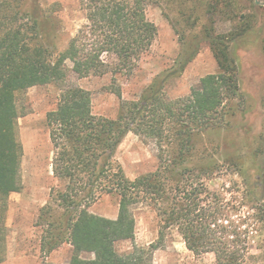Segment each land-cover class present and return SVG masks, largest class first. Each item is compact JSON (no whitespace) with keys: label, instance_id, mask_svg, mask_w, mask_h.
Instances as JSON below:
<instances>
[{"label":"trees","instance_id":"16d2710c","mask_svg":"<svg viewBox=\"0 0 264 264\" xmlns=\"http://www.w3.org/2000/svg\"><path fill=\"white\" fill-rule=\"evenodd\" d=\"M233 1L226 0L227 12L237 17L241 7ZM148 2L83 0L86 22L64 50L54 51L47 44L37 7H26L21 0H0V263L7 256L8 198L22 188L18 119L23 111L18 98L30 87L51 83L60 86L61 94L57 106L48 111L46 124L53 146V173L63 182V187L52 189V196L63 212L48 223L59 229L50 248L71 243L70 264H153L159 243L123 253L117 249L119 241L135 236L136 208L145 204L161 218V235L177 227L190 250L214 253L215 264H244L250 254L251 238L258 230L242 211L254 198L250 215L264 221V165H255L251 171L239 168L243 183L227 190L241 195L228 197L226 186L221 190L208 183L221 167L196 159L197 139L225 129L235 115L234 108L226 109L228 102L244 96L230 44L238 33L251 28L253 14L244 15L245 29L237 34L214 35L213 22L205 25L219 70L203 76L188 95L171 97L167 87L185 71L196 51L180 54L139 98L124 100L117 74L132 71L159 32L147 15ZM256 3L248 0L252 7ZM208 10L213 12L217 6L209 4ZM50 38L52 42L54 35ZM108 72L114 74L110 90L121 99L113 118L96 114L91 90L69 80L71 75L82 78ZM130 132L159 147L157 168L135 178L116 158ZM261 152L258 146L256 160ZM105 194L119 196L116 218L89 210ZM52 208L51 203L46 205L40 217ZM84 252L94 257H83Z\"/></svg>","mask_w":264,"mask_h":264},{"label":"rangeland","instance_id":"374dc122","mask_svg":"<svg viewBox=\"0 0 264 264\" xmlns=\"http://www.w3.org/2000/svg\"><path fill=\"white\" fill-rule=\"evenodd\" d=\"M248 5V0H236L241 7L237 17L228 13L226 0H149L148 17L157 24L159 32L152 48L138 61L130 72L117 74L124 100L137 99L155 76L172 66L182 53H193L195 58L185 71L170 80L167 91L171 97L186 96L200 79L219 70L218 61L206 36L205 25L214 26V35L237 34L245 29V14L252 13L251 28L238 33L230 50L240 67V83L244 96L229 101L226 109L234 108L235 115L225 129L208 132L197 139L196 162L221 167L208 181L215 189H223L228 197L241 194L229 187L242 184L239 168L251 171L255 165H264V0ZM26 7H37L41 16L43 33L54 51L64 50L70 39L86 22L83 0H21ZM209 4L217 10L209 11ZM219 6V8H218ZM50 35H54L51 38ZM52 43V44H51ZM113 73L79 78L71 75L72 84L85 87L93 94V110L98 115L116 117L121 99L110 90ZM61 94L54 83L36 85L19 95L22 115L18 119V138L23 146L22 188L11 193L6 212L7 256L0 264H70L74 247L69 242L50 248V241L59 235L48 223L63 212L53 200L52 189L63 187V182L53 173V146L46 124L48 111L54 109ZM262 146L257 160L254 152ZM159 147L155 141L130 132L118 148L116 158L127 175L135 178L154 171L159 164ZM204 155L205 158H201ZM249 176V175H248ZM52 204L50 211L42 209ZM254 198L244 206L242 213L249 215L255 224V237L251 238L250 254L244 264H264V221L250 215L254 213ZM95 214L116 218L119 213V196L105 194L89 206ZM52 212V216L50 215ZM136 232L132 239L119 241V252L135 246L148 247L159 243L153 251V264H215L212 252L195 253L190 250L179 229L170 227L161 235V218L145 204L136 208ZM163 236V237H162ZM83 257H94L84 252Z\"/></svg>","mask_w":264,"mask_h":264}]
</instances>
